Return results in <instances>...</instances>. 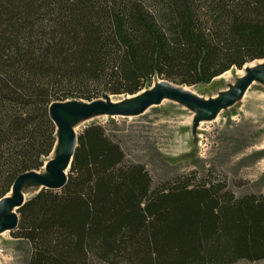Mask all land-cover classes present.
<instances>
[{
  "label": "trees",
  "instance_id": "16d2710c",
  "mask_svg": "<svg viewBox=\"0 0 264 264\" xmlns=\"http://www.w3.org/2000/svg\"><path fill=\"white\" fill-rule=\"evenodd\" d=\"M261 60L264 0H0V201L52 154V104L209 85ZM152 186L91 124L66 185L27 201L11 235L26 264H264V195L196 173Z\"/></svg>",
  "mask_w": 264,
  "mask_h": 264
},
{
  "label": "rangeland",
  "instance_id": "374dc122",
  "mask_svg": "<svg viewBox=\"0 0 264 264\" xmlns=\"http://www.w3.org/2000/svg\"><path fill=\"white\" fill-rule=\"evenodd\" d=\"M250 64L241 70L232 69L209 85L182 87L203 100L218 99L241 78V72L249 71ZM158 81L155 79L140 93L148 95ZM248 88L234 107L219 113L212 110L197 113L195 105L166 98L135 118H112L96 113L84 120L78 132L91 124H101L107 135L121 146L127 163L146 167L153 189L178 175L196 173L201 180L226 178L229 189L237 197L264 195V77ZM110 97L128 104L125 102L128 96ZM56 132L55 148L37 171L39 174L47 176L45 165L65 150L62 132ZM40 189V185L27 182L22 189L25 201ZM7 197H13V192ZM12 232L0 233V264H26L30 248L26 242L14 239Z\"/></svg>",
  "mask_w": 264,
  "mask_h": 264
},
{
  "label": "water",
  "instance_id": "95a60500",
  "mask_svg": "<svg viewBox=\"0 0 264 264\" xmlns=\"http://www.w3.org/2000/svg\"><path fill=\"white\" fill-rule=\"evenodd\" d=\"M262 77H264V68L255 71L249 69L246 77L239 78L228 90V95L226 96L224 93L223 96H219L220 99L217 101L198 99L190 93L182 92L179 89L183 88L182 86L159 79L152 89V92L148 95L147 92H145V94L137 98L132 105L123 104L119 107H114L111 105V97L108 95H104L101 99L93 102L74 100L71 102L66 101L52 104L49 110L50 117L56 130L62 132L61 135L66 146L65 150L45 165L47 176L39 174L37 171H32L20 176L16 180L11 189L13 197L6 196L0 201V233L14 231L18 226V211L27 203L22 191L27 182L32 181L40 185L41 189L38 192L43 189L59 190L66 185L73 158L78 147L79 135L82 133V131L76 132L71 126L76 119H87L94 113L99 112L112 118H135L143 115L148 108L159 105L164 97L179 99L183 102L195 105L198 109L197 113L201 110H212L215 111V113H219L220 110L234 107L240 101L238 96L244 92L248 85L250 87L253 82ZM124 105H128L129 107Z\"/></svg>",
  "mask_w": 264,
  "mask_h": 264
},
{
  "label": "bare ground",
  "instance_id": "6f19581e",
  "mask_svg": "<svg viewBox=\"0 0 264 264\" xmlns=\"http://www.w3.org/2000/svg\"><path fill=\"white\" fill-rule=\"evenodd\" d=\"M248 68H250V70L251 71H255V70H258V69H260V68H264V60H261V61H258V62H253V63H251L250 65H248ZM240 75H241V78H244V77H246V75H247V72L246 71H243V72H241L240 73ZM172 87V86H171ZM248 87H249V85H248ZM247 87V88H248ZM154 88V87H153ZM247 88L244 90V92L247 90ZM182 92H185V93H190L191 95H193V96H195V97H197L198 99H201L202 100V98L201 97H199L196 93H193V92H191L189 89H187V88H179ZM243 92V93H244ZM228 93H229V91L226 93V96L228 95ZM242 93V94H243ZM143 94H145V92H142V93H140V94H138V95H136V96H134V97H130V96H128L127 97V99L125 100V102L126 103H128V104H131L132 105V103L133 102H135L136 100H137V98H139V97H141ZM241 94V95H242ZM241 95H239L238 96V99H240V97H241ZM165 99H166V97H164V99L161 101V103H163L164 101H165ZM218 99H220V97L218 98ZM218 99H214V100H212V101H217ZM110 103H111V105L112 106H114V107H119L120 105H122L123 104V102H117V101H114L113 100V98H111L110 99ZM160 103V104H161ZM159 104V105H160ZM221 111V110H220ZM96 113H94L93 115H95ZM93 115H91L90 117H92ZM87 119H89V118H87ZM86 118H80V119H76L75 120V122L73 123V124H71V126L74 128V130L76 131V132H78V129H79V127L80 126H82V124L85 122L84 120H87Z\"/></svg>",
  "mask_w": 264,
  "mask_h": 264
}]
</instances>
